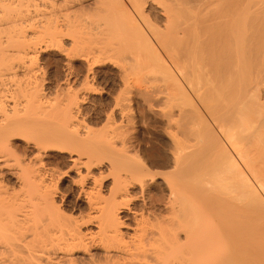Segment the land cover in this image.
Wrapping results in <instances>:
<instances>
[{
	"label": "bare ground",
	"instance_id": "1",
	"mask_svg": "<svg viewBox=\"0 0 264 264\" xmlns=\"http://www.w3.org/2000/svg\"><path fill=\"white\" fill-rule=\"evenodd\" d=\"M263 35L264 0H0V264H264Z\"/></svg>",
	"mask_w": 264,
	"mask_h": 264
},
{
	"label": "rangeland",
	"instance_id": "2",
	"mask_svg": "<svg viewBox=\"0 0 264 264\" xmlns=\"http://www.w3.org/2000/svg\"><path fill=\"white\" fill-rule=\"evenodd\" d=\"M66 18V17H65ZM264 36V35H263ZM264 38V37H263ZM263 42H264V40H262ZM261 44H263V46H264V43H261ZM263 46H261L260 47V49H263ZM264 51V50H263ZM263 51H260L261 53H263ZM58 58V56L57 55H55V54H50L49 55V57H48V59L46 60V61H48L47 63H48V68L51 70V71H55V65H57L58 63H60V62H58L56 59ZM59 59V61L61 60L60 58H58ZM46 63V64H47ZM78 62H76L75 64H77ZM60 65V64H59ZM109 67L107 66V69H106V67L103 69V73H102V75H105V76H107V77H109V76H112L113 75V77H117L118 76V74H117V72L114 70V69H111V70H109L108 69ZM47 69V68H46ZM105 70H106V73H105ZM108 70V71H107ZM109 75V76H108ZM102 78V77H101ZM111 78V77H110ZM101 80V81H100ZM100 80H98L97 82H98V88L100 89V90H104L106 93L105 94H102L101 95V97L100 96H98V97H96V100L94 101V102H91L90 103V105H92V106H96V107H99V108H102V107H107V105L108 104H110V102L112 101V97H114L115 96V94L117 93V86H116V84L114 85H111V84H109V81L107 82V80H104V79H100ZM103 80V81H102ZM105 83V84H104ZM107 83V84H106ZM100 85V86H99ZM108 90V91H107ZM129 102H128V111L129 112H127V113H129V115L131 116V117H133L132 119V121H133V125H155V123H156V125H158L157 124V122L156 121H158V120H160L161 118H160V111H162V106L161 105H155V106H153L152 108L153 109H151V110H149L148 109V111L146 112V114H145V120H141V117H140V115H139V107H140V104L142 103V101L140 100L141 98H139L138 96L136 97V95H133V94H131V95H129ZM99 99V100H98ZM97 102V103H96ZM107 103V104H106ZM99 105V106H98ZM103 105V106H102ZM161 106V107H160ZM161 109V110H160ZM160 110V111H159ZM95 112V111H94ZM158 112V113H157ZM131 113V114H130ZM156 113V114H155ZM147 115V116H146ZM95 116V117H94ZM135 118V119H134ZM140 118V119H139ZM147 118V119H146ZM158 118V119H157ZM86 119H88V118H86ZM88 121H89V119H88ZM143 121H145L144 123H143ZM86 123H88V122H86ZM90 124L91 125H102V122L100 121V118H98V116L97 115H92L91 117H90ZM132 125V124H131ZM151 129H152V131H155L154 129H153V127H151ZM17 145L19 146V147H23L20 143H17ZM64 165H66V162L64 163L63 162V164H61L60 165V167L61 168H63V166Z\"/></svg>",
	"mask_w": 264,
	"mask_h": 264
}]
</instances>
